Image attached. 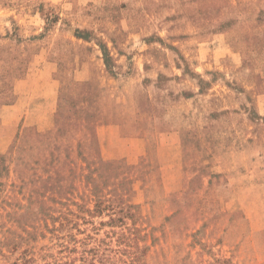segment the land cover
<instances>
[{
  "label": "rangeland",
  "instance_id": "1",
  "mask_svg": "<svg viewBox=\"0 0 264 264\" xmlns=\"http://www.w3.org/2000/svg\"><path fill=\"white\" fill-rule=\"evenodd\" d=\"M135 227L145 264H264V0H0V264Z\"/></svg>",
  "mask_w": 264,
  "mask_h": 264
},
{
  "label": "trees",
  "instance_id": "2",
  "mask_svg": "<svg viewBox=\"0 0 264 264\" xmlns=\"http://www.w3.org/2000/svg\"><path fill=\"white\" fill-rule=\"evenodd\" d=\"M78 36L84 37V35L80 34ZM101 46L105 63L107 67L110 68V54L107 52V47L104 45ZM118 221H121L120 223L124 224V219L122 217L118 219ZM118 221L113 218L111 219V223L114 224L119 223ZM129 231L130 234L128 235L126 233L120 235L119 242L121 248L115 251L122 253L126 252V259L116 258L114 255L107 253L104 249L100 251V248H94L93 250L84 248L81 251L74 248V251H78V254L72 255L70 251L66 255H61L60 257L55 256L49 261L46 260L44 264H145L143 261V255L146 247H141L139 244L140 237L137 234L139 230L135 227V229H129ZM123 245H125L126 248L122 249ZM28 262L32 264L33 261L25 258L22 264H28Z\"/></svg>",
  "mask_w": 264,
  "mask_h": 264
}]
</instances>
